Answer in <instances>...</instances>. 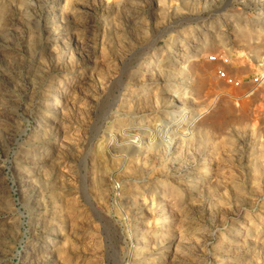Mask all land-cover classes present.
I'll use <instances>...</instances> for the list:
<instances>
[{
    "label": "rangeland",
    "instance_id": "obj_1",
    "mask_svg": "<svg viewBox=\"0 0 264 264\" xmlns=\"http://www.w3.org/2000/svg\"><path fill=\"white\" fill-rule=\"evenodd\" d=\"M263 17L0 0V264H264Z\"/></svg>",
    "mask_w": 264,
    "mask_h": 264
},
{
    "label": "bare ground",
    "instance_id": "obj_2",
    "mask_svg": "<svg viewBox=\"0 0 264 264\" xmlns=\"http://www.w3.org/2000/svg\"><path fill=\"white\" fill-rule=\"evenodd\" d=\"M257 9H260V6L257 7ZM262 10V9H261ZM262 20L264 21V17L262 18ZM214 70V69H213ZM213 75L211 73V75H209V79H213L212 78ZM148 90H150V88H148ZM231 93V92H230ZM244 104V103H243ZM182 118L178 117L177 119H175L174 121H172L171 123H169V126L171 127L170 129H174V131H176L175 129L177 128L176 125H179L181 122H182ZM168 126V127H169ZM169 131V130H168ZM171 132V131H170ZM180 134V133H177V135ZM176 136V135H175ZM164 224V223H162ZM162 229L166 230L167 229V226L166 225H162L160 228H159V232L162 231ZM158 231V230H157ZM130 246L133 247V252H132V255L131 257H136L137 258H140L142 255H141V252H139V249L141 247V241L140 239H138L137 237H134L132 236L131 238V242H130ZM44 247H49V244H45ZM144 254V253H143ZM162 257H164V255H162ZM136 258V259H137ZM135 259H133L134 261ZM138 264H149V261L148 259L146 258V256L144 257L143 261L142 262H139Z\"/></svg>",
    "mask_w": 264,
    "mask_h": 264
},
{
    "label": "built area",
    "instance_id": "obj_3",
    "mask_svg": "<svg viewBox=\"0 0 264 264\" xmlns=\"http://www.w3.org/2000/svg\"><path fill=\"white\" fill-rule=\"evenodd\" d=\"M211 60H213V58L211 59ZM220 77L228 84V85H230V86H233V87H235V88H241L243 85V82L242 81H240V80H236V79H234V78H231V77H229V76H227L225 73H223V72H221L220 73ZM263 78H264V73H260V74H258L257 76H255L254 78H253V80L251 81V84L252 85H257V84H259L260 82H262V80H263Z\"/></svg>",
    "mask_w": 264,
    "mask_h": 264
}]
</instances>
